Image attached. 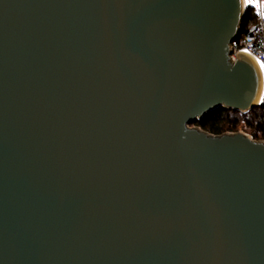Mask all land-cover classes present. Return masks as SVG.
Instances as JSON below:
<instances>
[{"label": "water", "instance_id": "1", "mask_svg": "<svg viewBox=\"0 0 264 264\" xmlns=\"http://www.w3.org/2000/svg\"><path fill=\"white\" fill-rule=\"evenodd\" d=\"M241 0H0V264H264V141Z\"/></svg>", "mask_w": 264, "mask_h": 264}, {"label": "trees", "instance_id": "2", "mask_svg": "<svg viewBox=\"0 0 264 264\" xmlns=\"http://www.w3.org/2000/svg\"><path fill=\"white\" fill-rule=\"evenodd\" d=\"M256 21L251 9H247L242 20V30ZM203 130L221 135L226 132H238L243 124L256 139H264V104L253 107L248 112L235 109L217 108L200 120L193 122Z\"/></svg>", "mask_w": 264, "mask_h": 264}, {"label": "built area", "instance_id": "3", "mask_svg": "<svg viewBox=\"0 0 264 264\" xmlns=\"http://www.w3.org/2000/svg\"><path fill=\"white\" fill-rule=\"evenodd\" d=\"M247 9L252 10L256 21L250 23L245 29H241L238 37L230 43V56L232 61H237V53L241 50L259 60L263 65L262 76L264 79V0L245 3L244 14ZM260 104H264V90Z\"/></svg>", "mask_w": 264, "mask_h": 264}, {"label": "bare ground", "instance_id": "4", "mask_svg": "<svg viewBox=\"0 0 264 264\" xmlns=\"http://www.w3.org/2000/svg\"><path fill=\"white\" fill-rule=\"evenodd\" d=\"M244 5H245V1L241 0L242 8H243ZM244 53L247 54L252 59V61L257 65V67L259 69V72H260V75H261V88H260V92H259V96H258V100H257L258 102H260L261 99H262V93H263V90H264V79H263V76H262L263 65H262V63L259 60H257L253 56L249 55L246 52H244Z\"/></svg>", "mask_w": 264, "mask_h": 264}, {"label": "rangeland", "instance_id": "5", "mask_svg": "<svg viewBox=\"0 0 264 264\" xmlns=\"http://www.w3.org/2000/svg\"><path fill=\"white\" fill-rule=\"evenodd\" d=\"M240 126H241L242 129H240L239 131H243V132L247 133L249 136H252V138H253L254 140H257V141H264V139H256L255 137H253V135L251 134V132H250L249 130L247 131V130L244 128L243 124H241ZM190 127H191V128H198V126L195 125V124H190Z\"/></svg>", "mask_w": 264, "mask_h": 264}, {"label": "snow or ice", "instance_id": "6", "mask_svg": "<svg viewBox=\"0 0 264 264\" xmlns=\"http://www.w3.org/2000/svg\"><path fill=\"white\" fill-rule=\"evenodd\" d=\"M253 0H245V3H252Z\"/></svg>", "mask_w": 264, "mask_h": 264}]
</instances>
